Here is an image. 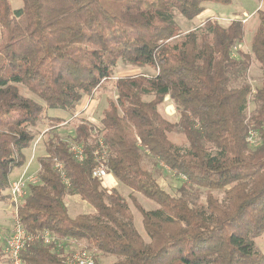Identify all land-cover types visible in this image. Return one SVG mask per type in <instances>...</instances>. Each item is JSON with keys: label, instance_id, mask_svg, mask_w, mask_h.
<instances>
[{"label": "trees", "instance_id": "1", "mask_svg": "<svg viewBox=\"0 0 264 264\" xmlns=\"http://www.w3.org/2000/svg\"><path fill=\"white\" fill-rule=\"evenodd\" d=\"M209 3L231 0H22L15 10L0 0V202L34 138L28 127L46 108L72 111L118 61L157 71L116 80V100L103 110L99 130L76 125L81 159L56 133L45 142L39 182L18 207L23 228L37 236L21 251V264H69L74 253L67 247L78 243L85 245L80 252L115 257L110 264H264L255 244L264 234V81L247 116L251 88L233 87L250 67L247 54L233 55L243 41L241 20L223 27L206 19L181 33L176 14L193 20ZM258 18L251 51L264 76V9ZM166 96L177 106V122L159 112ZM176 131L186 146L171 141ZM143 153L185 185L223 190V201L208 195L205 205L193 206L172 196L144 168ZM98 166L157 204L144 209L131 197L148 241L125 199L94 175ZM67 195L93 212L71 217Z\"/></svg>", "mask_w": 264, "mask_h": 264}, {"label": "rangeland", "instance_id": "2", "mask_svg": "<svg viewBox=\"0 0 264 264\" xmlns=\"http://www.w3.org/2000/svg\"><path fill=\"white\" fill-rule=\"evenodd\" d=\"M12 9H19L22 6V0H9ZM264 9V0H231L228 5L209 3L204 6V11L193 20H187L180 14H176L175 23L182 34L187 33L200 26L206 19H211L218 22L221 26L226 27L232 20H241L244 26V36L242 43L233 51V55L237 56V50L247 54L250 57V67L243 76H240L234 83L233 87H239L243 84H248L251 88V93L248 96L246 115L249 116L256 107L253 100V93L260 88L264 81L263 70L260 64L255 60L251 51L252 36L259 25L258 12ZM243 20H246L243 22ZM156 70L149 66L136 67L118 61L113 69L112 75L102 81V83L89 94H84L82 99L76 104L72 111H64L61 109L46 108L41 118L35 126L28 127V130L33 133L34 138L27 149L23 150L25 162L21 167L14 168L9 176L10 187L13 182L21 180L24 182L25 196L28 193L29 185L38 183L39 163L38 159L45 155L44 144L52 133H56L65 140L70 147L75 151L78 143L75 140V127L81 121H86L93 125L97 130L101 127L100 119L103 110L108 106V102L116 100L117 92L115 82L118 78L134 75L153 76ZM20 92L26 96L34 98L26 87L21 84H16ZM150 98H146L148 100ZM161 115L170 122H177L179 113L176 104L169 96H166L162 104L159 106ZM171 141L179 146H186L187 140L185 136L179 132L169 134ZM258 139L255 135L250 138V143L255 145ZM142 165L150 171L156 178L158 184L172 196H183L193 206H202L206 204L208 195L223 201V190L205 189L196 186H188L183 184L184 178L174 174L170 169L157 162L154 158L143 153ZM111 176V183L105 181V186L110 191H116L127 202L132 215L133 223L137 231L148 241V237L142 225V217L139 211L135 208L131 201L134 197L144 209H155L157 204L146 198L140 193L132 192L129 188L121 184L115 177ZM109 176V177H110ZM108 179V178H107ZM106 180V178H105ZM116 182V183H115ZM10 187L5 191L8 198L0 202V252L6 246L14 231L15 215L18 214L19 204L23 202V198L16 204L12 201ZM71 217L78 214L92 213L93 208L85 201L81 200L77 195H67L64 199ZM255 244L261 253H264V234L255 239ZM85 247L83 244H73L67 247L72 249L74 254H84L92 256L98 264H110L115 261V257L102 253H90L89 251L80 252L79 250ZM73 254V255H74ZM67 255V261L72 264ZM0 264H8L5 256L0 259Z\"/></svg>", "mask_w": 264, "mask_h": 264}, {"label": "built area", "instance_id": "3", "mask_svg": "<svg viewBox=\"0 0 264 264\" xmlns=\"http://www.w3.org/2000/svg\"><path fill=\"white\" fill-rule=\"evenodd\" d=\"M246 20H243L245 22ZM73 150V149H72ZM74 151V150H73ZM76 153V157L78 159H81V152L80 148L76 147V150L74 151ZM95 176H98L103 179V185L105 186V178H107L108 175H106L103 171L102 166H98L97 169L94 172ZM24 182L21 180H18L16 182H13L10 187V193L11 199L14 203H18L21 198L24 197ZM37 236L28 234L26 230L23 228L20 218L18 214L15 215V224H14V231L13 235L9 239V241L6 243V246L3 249V253L5 258H7L9 264H21V258L20 253L26 248V245L36 239ZM44 241L49 242L50 238L47 234L44 235ZM85 252V251H83ZM70 261L72 264H95V261L92 256L84 255V254H74L71 256Z\"/></svg>", "mask_w": 264, "mask_h": 264}, {"label": "crops", "instance_id": "4", "mask_svg": "<svg viewBox=\"0 0 264 264\" xmlns=\"http://www.w3.org/2000/svg\"><path fill=\"white\" fill-rule=\"evenodd\" d=\"M110 175H111V174H109V175L107 176L108 179L106 178V183H107V182H108V183H109V182H110V183L112 182V181H110V180H111V176H110ZM109 176H110V177H109ZM112 177H114V176L112 175ZM115 183H116V182H115Z\"/></svg>", "mask_w": 264, "mask_h": 264}]
</instances>
